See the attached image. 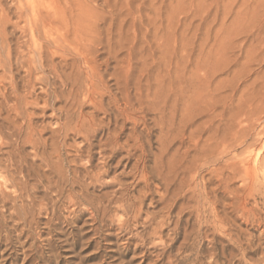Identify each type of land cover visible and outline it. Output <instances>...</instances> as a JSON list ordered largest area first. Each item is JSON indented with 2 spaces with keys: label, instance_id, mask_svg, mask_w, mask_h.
Masks as SVG:
<instances>
[{
  "label": "bare ground",
  "instance_id": "obj_1",
  "mask_svg": "<svg viewBox=\"0 0 264 264\" xmlns=\"http://www.w3.org/2000/svg\"><path fill=\"white\" fill-rule=\"evenodd\" d=\"M4 1L11 3L7 6L14 12L12 18L7 14L8 18H3L5 14L0 17V177L3 185L13 190V202L23 203L14 205V214L27 222L36 210L47 213L51 203L37 206L33 195L42 188L54 198L69 200L73 208L83 205L94 216H105L108 206L92 198L89 186L124 166L128 172L121 176L145 187L140 196L133 198L131 190L123 189L126 191L121 190L112 203L133 219H140L146 200L153 194V183L163 191L162 210L147 217L152 235L162 237L178 209L174 234L185 215L194 216L198 228L187 232L184 240L187 245L193 236L204 235L212 245L207 252L209 264H264V201L262 205L259 202L264 200L263 102L251 100L248 108L240 107L236 112L234 108L229 116L231 130L225 133L217 127L223 136L218 135L213 143L204 139V124L210 120L203 121L195 131L189 129L211 111V118L222 116L217 108L222 105L217 102L221 98L211 103L217 95L205 99L208 93L204 94L203 83L199 86L197 70H191L195 48L190 35L191 18L201 14V22L207 23L213 0L0 3ZM8 26L13 28L10 36L5 31ZM203 46L202 52L198 48L204 58L207 48ZM204 59L208 65L210 59L208 63ZM201 60L198 63L195 58L203 66ZM208 66L202 67L204 77L210 74L204 73L210 72L209 68L205 71ZM228 105L223 103L224 107ZM85 108L91 111L87 113ZM229 109H223L222 114ZM37 115L57 125L46 139L45 128L34 122ZM154 131L158 151L153 154L151 167L148 158ZM74 138H82L84 144L78 148L80 155L71 159L67 146ZM184 140L189 147L182 144ZM177 143L185 151L172 153ZM29 146L38 157L31 165L26 155ZM245 146L251 151L255 148V155L237 157L233 153ZM37 161L41 170L34 167ZM96 161L101 165H95ZM220 161H225L224 165L215 169L219 171L215 174L221 182L219 189L229 196L226 204L223 197L214 194L215 190L208 189L211 181L203 177L209 165L218 166ZM80 162L87 165L84 176L76 168ZM95 169L99 170L96 175L92 172ZM237 180L241 186L233 192L230 185ZM76 189H80L77 194ZM252 201L253 208L249 206ZM218 243L222 246V262L215 250ZM186 245L182 251L188 248ZM187 251L182 262L188 263L192 257Z\"/></svg>",
  "mask_w": 264,
  "mask_h": 264
},
{
  "label": "rangeland",
  "instance_id": "obj_2",
  "mask_svg": "<svg viewBox=\"0 0 264 264\" xmlns=\"http://www.w3.org/2000/svg\"><path fill=\"white\" fill-rule=\"evenodd\" d=\"M5 2L6 1L1 2L2 4L0 3L2 7L4 4V8L0 7V13L3 11L0 17L2 18V15L5 14L3 18L7 15L9 18H12L14 10L12 7L7 6V4L9 5L11 3ZM213 6L210 7V15L208 16L207 23H205L206 21L203 23L201 22L200 13V15L196 16L197 19L194 17L196 20L192 19L193 17L191 18L192 28L190 35L195 45H193V47L196 48H193V67H191V70H197L196 72L198 75L203 77L200 78L198 76V82H200L199 86H201V83L204 84L205 87L203 84L201 86L203 90L206 89L204 94L206 95L208 93L207 96H209V99L207 96L205 99L210 100V98H214L215 95H217V98L215 97L213 100H210L211 103L215 102V99L218 100V97L221 99L223 98L217 101H220L222 104L221 105L219 102L221 107L219 105V107H217L220 109L219 111H221L220 114L222 116L212 117V119L211 111L203 119L198 118L194 124L196 126L193 125L189 128L195 131L198 128L197 126H200L203 121L206 120L204 122L206 123L210 120L212 124H210V122L207 123L208 125L204 124V127L207 128L204 133V139H211L210 141H212V143L218 135L223 136L220 135L223 129L225 133L231 130V117L229 116H232L231 114L238 111L240 107L248 108L253 103L251 100H254L255 103L263 102L261 103L262 110L264 108V0H213ZM9 8H11L12 11L9 10ZM7 29L5 30L6 33L8 32L7 34H11L13 31L12 26H8ZM201 38L203 39V43L206 44V46L204 44L205 47L201 43ZM200 44L205 49L207 48V50L203 51L205 59L201 56L202 49L200 47L202 46H200ZM205 51H208L210 54ZM206 54L208 56L210 55L209 58H206L208 57ZM200 57L204 60L210 59L208 65H210L212 71L216 68V70L214 69L216 73L213 72L214 75L209 66L204 64L206 61L203 62V59L201 58V60ZM195 58L196 61L198 59V63L201 60L200 64L203 62V66H208L204 68L205 71L209 68L210 72L206 71L204 73H210L209 76L207 75L209 78L206 76L209 81L204 77L205 74L202 72L203 66L198 65L197 62H195ZM194 62L197 66H195L196 64ZM198 66H201V70ZM198 82L194 84L198 85ZM232 100L234 103L231 102ZM255 100H257V102ZM226 101L227 103H225ZM207 103L209 104V101H207ZM223 103L226 106L228 104L231 106L228 105L229 107H224ZM212 105H210L211 108ZM57 106L60 107V105ZM225 108L231 109H229V111L227 110L228 112L226 111L227 115L222 114ZM234 108L236 110L233 112ZM84 111L89 113L91 109L85 108ZM219 111H216L217 115ZM49 114L51 113L49 112L48 115ZM37 116L38 120L34 122L38 126L42 124L41 126L45 128L43 139H46L51 136L52 130L55 129L57 125L54 120H42L39 115ZM208 116L209 119L207 120ZM219 123L220 126L218 125ZM217 127H220L219 129L221 131L218 130ZM217 132H219V134H217ZM224 132L223 134L225 135ZM156 135L157 132L154 131L152 138V154L148 158L149 166L151 167L154 165L153 154L158 151V146L155 143ZM184 141L182 144L186 148L187 146L189 147L188 142L186 140ZM83 144L82 138L69 140L67 146L68 153H66L72 157L71 159H76L78 155H80L79 149L83 147ZM189 144L192 147L190 142ZM184 146L177 143L172 153L177 151V149L182 153L185 151ZM180 148L182 149L180 150ZM243 148L244 147L239 148L237 152L233 153L237 157H243L250 154L255 155L257 151L255 148H252L253 151H251V148L247 149L248 146ZM26 155L30 165L35 160H38V157L32 152L30 146L26 150ZM119 158H116L112 163V167L116 165ZM37 162L34 167L37 169L40 168L41 170L42 165L39 163L40 161ZM224 162L225 161H220L218 166L217 164L209 165L203 172V177L211 181L207 185L208 189L215 190L214 194L219 198L221 197V199L223 197V200H225L224 204H226L228 203L227 198L229 196L228 194L223 195L222 188L219 189L221 182L217 178L218 176H216L217 173L219 174V171H216L217 173L215 172V169L221 168L220 165H224ZM84 165L85 162H80L76 165L80 176L86 174L84 168L87 165L85 167ZM95 165H101V162L96 161ZM92 172L96 175L99 170L95 169ZM124 172H128V169L127 172L124 170V166L118 167L117 169L115 168L110 176L103 177V179L96 182L95 185L89 186V193L92 198H95L96 202H103L104 207L106 205L108 206L105 216H102L101 213H95L96 215L94 216L89 212L87 206L81 205L73 208L69 200L65 198L61 199L57 196L54 198L41 188V190L33 192V195H35L34 198L37 202V206L41 204L45 205V203L49 204V202L51 203L48 205V212L46 213L45 210H36L34 214L28 218L27 222L21 220L19 218L20 216L14 214V205L17 203L19 207L23 203L13 202V190L8 185H3L4 180L0 177V264H209L207 252L212 249V245L207 241L208 239L204 235L201 236L203 239L193 236L187 245L184 240L187 232H192V230L198 228V222L194 216L189 214L185 215L180 224L181 227L175 235L173 228L178 220L177 213L179 210L177 209L172 215L173 222L162 234V237L159 235H157L158 237L152 235L151 226L147 222V217L159 213L162 210L160 208L163 207L162 202H160L163 191L157 187V183H153L152 185L153 194L146 200L139 220L133 219V215H127L123 209L117 208V206L112 203V201L116 199V196L120 195L119 193L121 190L122 193L127 189L129 191L131 190L130 197L132 198L137 197V195L140 196L141 191L143 192L144 190L145 186L143 184L137 186V181L132 180V178H127L126 175L121 176L125 174ZM239 186H241V182L237 180L230 185V188L235 192ZM123 189L126 190L123 192ZM75 192L74 193L77 194V192H80V189H76ZM2 193L4 195H10V197L6 198ZM51 199L54 200V203L55 201L57 203L54 205V203L50 201ZM263 201L264 200L259 201L261 205ZM261 205L260 207H262ZM249 206L251 208L255 207L254 201H252ZM109 208H112V210ZM220 210H222V208H219V211ZM230 211L231 210H227L229 214L235 216L230 213ZM241 221L243 220H240V222ZM261 242L264 246V239L261 240ZM184 244L188 248L182 251L181 247L184 246ZM215 250L219 255V260L221 262L224 261L220 243L215 246ZM186 251L192 254L188 263L182 262L187 256V253H184ZM197 255L199 256V260L195 261Z\"/></svg>",
  "mask_w": 264,
  "mask_h": 264
}]
</instances>
